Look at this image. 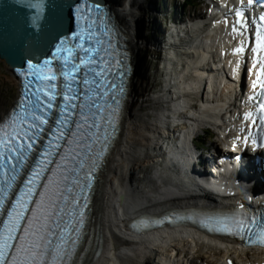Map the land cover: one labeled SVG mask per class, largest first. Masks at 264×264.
Segmentation results:
<instances>
[{
  "label": "bare ground",
  "instance_id": "bare-ground-1",
  "mask_svg": "<svg viewBox=\"0 0 264 264\" xmlns=\"http://www.w3.org/2000/svg\"><path fill=\"white\" fill-rule=\"evenodd\" d=\"M146 1H110L111 12L126 37L129 57L136 65L138 76L140 75L139 55L143 47L148 46V44L152 48L157 46L156 39L154 41L146 40V42L137 34V25L145 12L143 10ZM191 16L194 18L193 15ZM209 29L206 28L194 33L197 39H193V42L198 43L195 48L192 46L195 55L191 59L190 56H187L186 60L181 59L186 56L182 47L188 46V41L181 45L182 38L175 39L178 36L175 30L167 38L163 37V39L166 38L170 51L168 53L160 50L163 52L162 66L157 59L156 72L160 71L161 74L164 72V80L158 92L149 90L144 85L147 83L145 77L141 80L143 84L140 83L135 73L130 77L120 132L99 174L92 201L91 232L94 235L93 243H96L98 251L96 253L95 251L88 252L81 264H155V258L161 255V258L168 260L169 264H189L194 259L193 248L195 251L199 250L205 253L204 256L212 258L208 264H229V261L231 264H264L263 252L256 251L257 254L244 259L236 248L237 244L215 236L204 235L190 226H162L143 232H132L128 228L130 220L139 214L143 213L152 217L167 211L174 212L186 204H197L198 202L196 201L198 199L186 196V192L190 189L188 185L180 186L181 183H178L181 188L187 187V189H180L174 185L175 182L167 179L168 173L173 170L171 168L172 163L177 159V153L172 150V137L176 136L177 129L184 130L186 128L187 133L184 136L187 139L197 133L194 131V124L198 125L207 119H213L215 123H223L218 112L223 113L225 106L229 107L226 113L230 116L239 115L242 111L236 105V94L233 95L229 90L225 91L228 86L232 85V81L225 77H222L224 83L222 88L215 91L216 96H219L217 101L213 102L214 99L208 100V102L207 100L204 101L208 89H205L206 95L203 93L200 96L198 93L206 73V58L218 51H227L230 43L224 41L222 33ZM160 33L163 35L162 30ZM185 36L190 38L187 33ZM248 45L251 44L248 43ZM179 46L181 50L178 48ZM162 48L166 49V46ZM166 68L168 69L165 70ZM168 70L170 72L167 74ZM12 72L19 81V91L22 82L15 75L13 69ZM189 89L197 91L186 93ZM19 93L15 100L19 97ZM212 98H215V95ZM197 99L199 105L202 104L200 108L193 105ZM13 104L9 107L7 102L0 98V120H3L11 111ZM145 106L148 110L143 114L142 108ZM217 110L219 111L216 113ZM237 118L239 122L235 123L239 126L246 121L241 115ZM172 119L173 122L182 120L181 124L187 122V125L184 128L181 125L177 128L172 127L170 123ZM231 130L235 132V129L231 128ZM164 143L170 146H166L167 149H163L164 152L159 153ZM248 162L247 160L241 162L243 170L241 178L237 177V182H227L226 190L229 191V194L232 193V196L223 195L221 202H219L209 192L206 196H208L210 203L223 204V200L225 203L237 201L240 194L235 193L234 187L239 184V180L253 182L246 190L247 193L264 191L259 174L253 171L247 172L248 169L244 167ZM156 164L161 166L158 167ZM149 165H152L155 170L148 175L143 172V169ZM216 165H218L217 162ZM216 165L208 166L205 169L209 171ZM211 190L218 189L211 187ZM187 245L192 246L189 253L193 257L185 256L180 262L177 258L178 251ZM159 253L160 255H158Z\"/></svg>",
  "mask_w": 264,
  "mask_h": 264
},
{
  "label": "snow or ice",
  "instance_id": "snow-or-ice-1",
  "mask_svg": "<svg viewBox=\"0 0 264 264\" xmlns=\"http://www.w3.org/2000/svg\"><path fill=\"white\" fill-rule=\"evenodd\" d=\"M247 3L251 5L253 0H247ZM36 7L39 8L41 15L46 14L43 5H36ZM89 8L91 12H89ZM98 11L103 14L105 21L110 19L108 11L95 4L93 0H82V7L77 8L76 12L78 14L83 12L88 19L83 24L84 31L81 35L68 37L62 43H58L55 58L31 62L27 71L20 72V75L25 79L31 74L33 82L39 79L42 83L44 81L55 83L61 80V76L67 82L63 84V87L34 89L30 106L31 114H29L28 105L24 104V101L28 99V96L25 95L23 100L19 101L21 105H24L18 118L22 123L17 122L16 113H10L8 121L10 131L6 139L3 136L4 129L0 128V173H4L8 177V179L0 177V218L6 221L4 225L0 226V264H71V257L80 244L81 233L76 232V228L82 229L84 225L71 218L67 224L63 221L68 205L63 197L71 191L63 186V181H67L72 175H75L76 169L80 167V164L75 161L79 160L83 163V155H86L87 152L81 154L69 149L70 152H73L74 167L71 172H68V166L62 162L63 158L68 156V153L64 152L65 142L76 134L73 130L77 128L76 123H69V118L79 117V113L74 111L79 107L77 104L79 92L85 93L80 103L86 107H88L87 94L91 93L92 107L96 108L97 112L92 116L86 113L84 119L92 121L91 128L95 132L97 127L101 129L104 127V122L97 121L95 118L100 109L99 100H107L115 94L122 104L124 98L123 92L113 93L110 88H106V85L111 83L112 73L109 66L115 61L108 60L105 55V49L102 47L104 41L100 39V33L95 28L88 27L89 24L95 22ZM236 15L240 17L241 12L237 10ZM261 19L264 20V16ZM105 30L107 31V25ZM72 41H75V44H72ZM261 44L264 45V37L261 38ZM234 51L242 52L243 48H237ZM252 51L255 53L256 49L253 48ZM77 53L82 54L83 63L79 62ZM54 65L55 67H53ZM49 68L52 70L51 73L46 71ZM82 70L83 74H81ZM260 75L261 71L258 69L257 79ZM92 85L95 87H90ZM261 86L264 88V81H261ZM253 87H256L255 81ZM25 92H27V88H25ZM250 99L252 98L250 97ZM60 101L64 102L60 104L58 103ZM260 106L264 108V104ZM104 107L107 110V105ZM53 110L59 113L57 121H52ZM116 111V108H113L112 115L105 117L109 132H100L106 145H111L112 139L116 135L115 129L119 126L120 117L116 115ZM3 123L4 121L0 120V124ZM54 123H57L58 126L55 127L54 134L47 141L48 147L39 151L37 146L44 142L45 134L52 131ZM80 127L83 128L84 125L81 124ZM81 143L85 145L86 149H92L93 155H97L94 145L99 144V139L95 135L88 136L85 130ZM99 155H107L104 144L100 145ZM99 155H97L96 163L102 164L103 161ZM34 156L39 157V163H36L34 168H30ZM86 167H91V165H86ZM52 168H63L68 174H61L62 179L57 181L56 173L49 172V169ZM98 170L92 168L91 179L93 181L97 179L95 172ZM21 174L26 182L19 185L22 190L14 195V190L18 188L17 182L21 181ZM46 176H51L52 179L46 180ZM71 183L75 184L78 181H71ZM54 185L55 188H53ZM38 193H42V195H38ZM74 203L83 207L81 200L74 199ZM61 205H65V207H61ZM32 208L36 210L35 213L30 211ZM240 208L243 209L244 205L241 204ZM41 209H45L43 215L40 214ZM83 211L86 212V207L83 208ZM77 215H80L81 219L84 218L83 213H78L76 210L71 213V216ZM38 220L41 222L39 227H36L35 222ZM215 223L221 226L217 230L224 231L227 235H236L241 231L251 232V228L247 225L256 222L247 220L241 213L239 218L234 214L223 220L216 219ZM72 225H75V228ZM232 228H235V231H232ZM53 232L56 233L55 236L52 235ZM73 235L75 236L74 244L72 242ZM21 236L24 239H20ZM64 239H67L68 242H57ZM256 242L264 243V227L259 229Z\"/></svg>",
  "mask_w": 264,
  "mask_h": 264
},
{
  "label": "water",
  "instance_id": "water-1",
  "mask_svg": "<svg viewBox=\"0 0 264 264\" xmlns=\"http://www.w3.org/2000/svg\"><path fill=\"white\" fill-rule=\"evenodd\" d=\"M110 1L93 0L106 9L110 17L105 21L98 11L95 22L88 25L100 33L101 39L119 26L111 12ZM36 5H43L46 14L41 15ZM80 7L82 0H0V59L16 69L31 61L55 58L58 43L71 36L79 37L84 31L83 24L88 17L76 12ZM130 61L133 64L131 58Z\"/></svg>",
  "mask_w": 264,
  "mask_h": 264
},
{
  "label": "rangeland",
  "instance_id": "rangeland-1",
  "mask_svg": "<svg viewBox=\"0 0 264 264\" xmlns=\"http://www.w3.org/2000/svg\"><path fill=\"white\" fill-rule=\"evenodd\" d=\"M120 0H118L119 2ZM146 1V0H145ZM167 0H164V3H166ZM156 0H147L145 2V8L143 11L142 18L139 20L138 25H137V34L143 38L142 40H155V30L158 27L155 23V20L157 18V12H156V7L155 4ZM172 2V1H171ZM178 3L182 2V0H178ZM169 3V2H168ZM188 7V6H187ZM166 8V6L164 7ZM172 9V7H171ZM159 18H164L166 21L165 17H159ZM163 19V22H165ZM165 24V23H164ZM164 26H162V29ZM140 30V31H139ZM146 41V42H147ZM156 48H152L149 44L146 47H143V50L140 53V72L139 76L137 73V68L135 63L133 62V66L135 69V76L138 77L140 83L143 84L141 81L143 77H145V86L149 90H153L154 92H158L160 85L163 83V74H161L160 71L156 72L157 69V59L162 58L163 53L160 52L159 49V40H156ZM146 48V49H145ZM150 51H149V50ZM151 49H153L151 51ZM143 58V59H142ZM11 70V71H10ZM144 70V71H143ZM142 71V72H141ZM144 75V76H143ZM12 72V68L4 62L2 59H0V98L5 100L7 102V106H11L12 103H14L15 98L17 97L19 91H18V86H19V81L18 79L14 76ZM142 76V77H141ZM158 76V77H157ZM141 78V79H140ZM152 92V91H151ZM148 108L145 106L142 108V112H146ZM204 136V135H203ZM203 140H205L206 143H212V142H217L216 137H213L212 134H207L205 133V137H203ZM209 140V141H208ZM156 166H161L160 164H156ZM155 168L152 165L146 166L143 169V172L146 174H152ZM190 248L192 246L187 245L185 248L182 250L178 251L177 258H179L180 262L183 261V258L185 256L193 257L191 256L192 254L189 253ZM194 248L192 249V253L194 255V259L189 263V264H208L212 261V258L210 256H204L205 253L200 252L199 250L195 251ZM257 254L254 251H248L246 253H240V255L246 259L248 257H252V255ZM180 255V256H179ZM153 261V260H152Z\"/></svg>",
  "mask_w": 264,
  "mask_h": 264
},
{
  "label": "trees",
  "instance_id": "trees-1",
  "mask_svg": "<svg viewBox=\"0 0 264 264\" xmlns=\"http://www.w3.org/2000/svg\"><path fill=\"white\" fill-rule=\"evenodd\" d=\"M189 1H191V2H192V1H195V0H189Z\"/></svg>",
  "mask_w": 264,
  "mask_h": 264
}]
</instances>
